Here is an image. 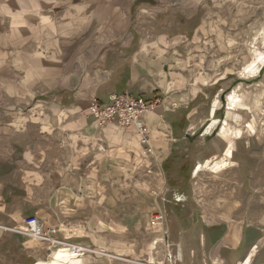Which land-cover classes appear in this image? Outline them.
Returning a JSON list of instances; mask_svg holds the SVG:
<instances>
[{"label": "crops", "instance_id": "1", "mask_svg": "<svg viewBox=\"0 0 264 264\" xmlns=\"http://www.w3.org/2000/svg\"><path fill=\"white\" fill-rule=\"evenodd\" d=\"M200 9L196 0H0L1 225L20 226L33 215L56 223L48 209L75 208L80 192L100 184L94 176L123 175L127 164L145 162L167 190L194 193L191 179L205 170L197 167L228 147L195 131L196 102L211 98L216 123L230 111L228 96L226 108L218 107L224 86L192 93L167 72L199 29ZM124 92L151 105L144 133L89 112L93 99L107 105ZM34 96L24 110V98ZM234 143L233 165L217 170L227 178L215 210L194 199L179 205V227L165 238L175 264H264V169L248 149L240 158ZM47 249L0 230V264H36Z\"/></svg>", "mask_w": 264, "mask_h": 264}, {"label": "rangeland", "instance_id": "2", "mask_svg": "<svg viewBox=\"0 0 264 264\" xmlns=\"http://www.w3.org/2000/svg\"><path fill=\"white\" fill-rule=\"evenodd\" d=\"M196 3L201 6V25L174 55L167 72L175 78V87L192 93L212 85L224 86L220 110L226 108V97L235 90L243 104L231 111L230 120L233 130H243L242 138L234 139L238 156H246L248 149L258 156L254 158V167L264 169V62H260L264 57V0H196ZM37 18L31 16V22H37ZM97 34L95 41L100 43L102 36L100 32ZM257 64L258 73L252 70ZM39 98L25 97L22 108L28 110ZM196 103L199 113L195 122L202 128L198 126L195 131L199 129L217 138V142L223 141L221 130L226 117L222 116L217 123L209 119L211 98H198ZM251 123L253 132L249 130ZM203 147L208 149V145ZM144 163L141 169L127 164L125 174L120 176H94L93 180L100 184L80 192L75 208L61 212L48 209V218L56 223H45L57 228L59 239L68 245L52 248L47 245L45 257L37 263L47 264L55 252L71 249L76 255L65 264H175L176 255L167 248L165 238L172 227L174 230L179 227L182 213L179 205L190 199L199 200L205 210L213 212L215 209L210 207L214 200L224 199L220 181L227 177L205 168L191 179L194 193L186 190L185 196L167 190L164 179L150 175ZM177 197L186 200L179 201Z\"/></svg>", "mask_w": 264, "mask_h": 264}, {"label": "built area", "instance_id": "3", "mask_svg": "<svg viewBox=\"0 0 264 264\" xmlns=\"http://www.w3.org/2000/svg\"><path fill=\"white\" fill-rule=\"evenodd\" d=\"M109 99L110 103L107 105L93 99L89 105L90 114L102 123L114 122L119 127L135 126L141 133H144L146 127L143 117L151 108L144 98L134 97L124 92L112 93ZM183 199L185 198L177 197L179 201ZM0 230L28 236L50 248L68 245L54 236L56 228L48 226L37 215L25 218L20 226L6 227L0 224Z\"/></svg>", "mask_w": 264, "mask_h": 264}, {"label": "bare ground", "instance_id": "4", "mask_svg": "<svg viewBox=\"0 0 264 264\" xmlns=\"http://www.w3.org/2000/svg\"><path fill=\"white\" fill-rule=\"evenodd\" d=\"M260 62L261 63L264 62V57H261ZM259 68H260V65L257 64L254 66V68H252V70L255 71L256 73H258L260 70ZM228 99L230 100V104H229L230 111L228 112L226 118L223 120L224 126L222 127V130H221V135L228 142L227 150H226V152L222 158H220L216 161L214 160V162L207 161L205 163L200 164L197 167V173L200 172L201 170H203L204 168H210L214 171H217V170L223 169L225 167H228L231 164L233 165V163L230 159H231L233 151L235 149L234 139L235 138L236 139L242 138L243 130L242 129L233 130L231 128L230 120L233 116V113L231 112V110H233L234 108H237V107H241L243 104L241 103V99L237 95V92L235 90L228 95ZM152 117H153V115H152ZM249 130L251 132L254 131V125L252 123L249 125ZM75 255H76L75 251H73L71 249H60L59 251L54 253L53 260L47 264H65L66 262H71V258ZM37 264H44V263H37Z\"/></svg>", "mask_w": 264, "mask_h": 264}]
</instances>
